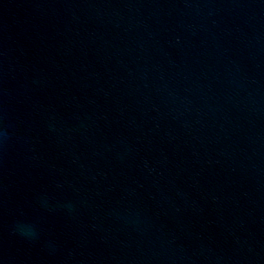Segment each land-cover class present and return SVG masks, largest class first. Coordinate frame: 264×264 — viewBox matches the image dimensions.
Instances as JSON below:
<instances>
[{
  "label": "water",
  "instance_id": "1",
  "mask_svg": "<svg viewBox=\"0 0 264 264\" xmlns=\"http://www.w3.org/2000/svg\"><path fill=\"white\" fill-rule=\"evenodd\" d=\"M0 264H264V0H0Z\"/></svg>",
  "mask_w": 264,
  "mask_h": 264
}]
</instances>
